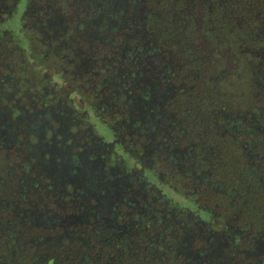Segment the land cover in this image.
<instances>
[{"label": "flooded vegetation", "instance_id": "1", "mask_svg": "<svg viewBox=\"0 0 264 264\" xmlns=\"http://www.w3.org/2000/svg\"><path fill=\"white\" fill-rule=\"evenodd\" d=\"M231 2L0 0V264H264Z\"/></svg>", "mask_w": 264, "mask_h": 264}, {"label": "trees", "instance_id": "2", "mask_svg": "<svg viewBox=\"0 0 264 264\" xmlns=\"http://www.w3.org/2000/svg\"><path fill=\"white\" fill-rule=\"evenodd\" d=\"M232 12L242 14L248 23L249 46L264 49V0H231ZM264 64V58H258Z\"/></svg>", "mask_w": 264, "mask_h": 264}, {"label": "rangeland", "instance_id": "3", "mask_svg": "<svg viewBox=\"0 0 264 264\" xmlns=\"http://www.w3.org/2000/svg\"><path fill=\"white\" fill-rule=\"evenodd\" d=\"M253 58L251 56L248 57V60H252ZM259 67L253 66L249 61L247 62V68H246V78L248 79H254L256 77H259ZM255 71L257 72V74H255ZM239 73H243L242 70L238 69Z\"/></svg>", "mask_w": 264, "mask_h": 264}]
</instances>
